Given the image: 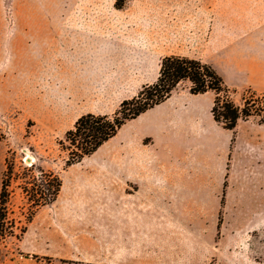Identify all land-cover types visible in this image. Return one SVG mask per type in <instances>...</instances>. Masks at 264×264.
Segmentation results:
<instances>
[{
    "label": "rangeland",
    "instance_id": "obj_1",
    "mask_svg": "<svg viewBox=\"0 0 264 264\" xmlns=\"http://www.w3.org/2000/svg\"><path fill=\"white\" fill-rule=\"evenodd\" d=\"M257 4L264 5V0H0V190L2 181L10 183L9 219L15 225L10 229L12 234L0 241V264H16L12 263L14 260L18 264H264V225L257 227L254 222L264 221V215L258 213L255 217L254 203L242 204L245 196L264 197V183H207L208 193L202 195L199 188L198 199H189L184 194L182 213L177 214L182 224L172 235H160L159 183L148 188L147 199L142 184L123 173L113 181L119 184V191L115 201H111V174L106 164L124 132L152 136L148 135L150 129L146 126L156 122L166 108L147 113L134 127L129 122L117 139L104 143L90 157L67 167L66 161L74 149L67 134L77 120L50 123L47 117L51 119L57 112H47L44 108L38 111V116H32L22 92L27 87L29 79L26 81L25 73L30 64L26 67L22 63V73L15 51L21 39L28 40L25 34L28 29L20 27L28 20L49 21L56 28L69 24L93 29L95 23H101L104 30L130 39L136 37L137 28L163 24L161 20L165 19L168 25L187 30L188 23L198 20L192 13L209 12L207 23L213 25V36L229 38L231 49L205 55H215L209 59L217 65L214 68L223 78L235 105L242 108L259 99L260 115L250 117L259 120L264 118V92L250 87L251 79L239 74L237 67L238 38L253 34ZM56 67H62L61 60L56 61ZM190 86L189 81H182L177 89ZM16 88L22 93L20 103L15 96ZM42 96L43 92L39 91L38 98ZM150 144L154 157L159 159L165 150L163 142L155 138ZM56 177L63 185L53 211L42 210L38 219L46 217L51 223V217H55L61 239L54 248L33 251L26 242H21L22 229L30 225L27 218L33 212L31 199L41 202L48 199V188L56 183ZM73 202L85 205L89 211L85 217L75 218L76 225L57 216L64 205ZM245 207L251 213H246ZM106 208L117 211V216L104 212ZM108 220L118 230L117 242H111L107 249L86 243L99 241L100 237L89 231ZM75 240L79 251L73 248ZM47 253L56 254L57 260Z\"/></svg>",
    "mask_w": 264,
    "mask_h": 264
},
{
    "label": "crops",
    "instance_id": "obj_2",
    "mask_svg": "<svg viewBox=\"0 0 264 264\" xmlns=\"http://www.w3.org/2000/svg\"><path fill=\"white\" fill-rule=\"evenodd\" d=\"M198 12L192 13V17L198 20L188 23L187 30L182 26L168 25L165 19L161 20L163 24L137 28L136 37L130 39L115 36L112 30H104L101 23H95L93 29H81L69 24L56 28L49 21L24 22L20 27L28 29L25 32L28 40L23 42L21 39L15 48L22 73V63L25 62L26 67L30 64L25 73L26 81L29 79L27 87L22 90L24 102L30 106L32 116H38V111L43 108L47 112H57L51 119L47 117L50 123L75 121L89 113L111 115L124 100L132 99L144 87L157 81L161 62L167 56L200 59L217 67L209 59L215 55L207 57L205 54L228 52L231 42L229 38L213 36V25L207 23L210 13ZM254 12L253 34L238 38L237 67L239 74L251 79L250 87L264 92V5L257 4ZM58 60L62 61L61 68L56 67ZM42 79L44 81L38 87ZM17 88L15 96L20 103L22 93ZM39 91L43 92L42 98H38ZM214 100L213 91L192 94L190 87L176 88L161 103L127 120L106 141L117 139L129 122L134 127L136 121L147 113L166 108L156 122L146 126L150 129L148 135L152 136L144 137L130 130L124 132L122 141L116 143L112 158L106 164L111 174V201H115V194L119 191V184L113 181L123 173L130 174V178L142 184L145 196L148 188L159 183L160 235H172L173 230L182 224L177 214L182 213L184 194L189 199H198L199 188H202V195L208 193L205 191L207 183H264V123L251 118L240 119L234 129H227L214 119ZM155 138L165 147L159 159L154 157L150 147ZM56 200L40 208L30 222L21 240L29 249L49 250L61 239L62 232L55 227L58 224L55 217H51V223L46 217L38 219L42 210L49 208L53 211ZM246 203L255 204V217L258 213L264 215V197L250 199L245 196L242 204ZM75 204L67 203L57 216L76 225L75 218H83L89 211L85 205ZM249 209L245 207V212L251 213ZM104 212L117 216L114 209L106 208ZM254 222L257 227L264 225V221ZM89 232L100 238L97 243L87 240L88 244L107 249L111 242H117L118 230L110 220L98 223L97 229ZM73 243V248L79 251L77 240ZM47 256H52L54 261L58 258L56 254L47 253ZM12 263L18 264L15 260Z\"/></svg>",
    "mask_w": 264,
    "mask_h": 264
},
{
    "label": "trees",
    "instance_id": "obj_3",
    "mask_svg": "<svg viewBox=\"0 0 264 264\" xmlns=\"http://www.w3.org/2000/svg\"><path fill=\"white\" fill-rule=\"evenodd\" d=\"M182 81L191 83L190 92L200 94L213 91L216 94L212 113L214 119L223 124L227 129H234L240 119L247 120L250 117L260 115L257 108L259 99L254 104H245L242 108L228 96V87L216 69L200 59L185 56H167L161 62L160 74L156 82L144 87L137 96L124 100L119 109L111 115L86 114L81 116L74 125V129L67 134L70 147V157L66 161L69 167L82 161L86 156L94 153L104 142L112 138L124 123L137 117L147 109L161 103L168 98ZM256 96V94H254ZM264 96V95H263ZM264 123V118L259 119ZM9 166L6 159V168ZM8 172V168L5 171ZM62 180L56 177V183L48 188L49 198L41 201L31 199L33 212L28 216L30 223L36 212L47 204H52L60 194ZM9 186L4 183L0 190V241L5 240L12 234L14 222L9 219ZM26 192H28L26 190ZM11 229V230H10ZM27 226L22 229L21 236L26 232ZM36 258V256H35Z\"/></svg>",
    "mask_w": 264,
    "mask_h": 264
},
{
    "label": "water",
    "instance_id": "obj_4",
    "mask_svg": "<svg viewBox=\"0 0 264 264\" xmlns=\"http://www.w3.org/2000/svg\"><path fill=\"white\" fill-rule=\"evenodd\" d=\"M26 257H27V258H29V257H30V255H27Z\"/></svg>",
    "mask_w": 264,
    "mask_h": 264
}]
</instances>
